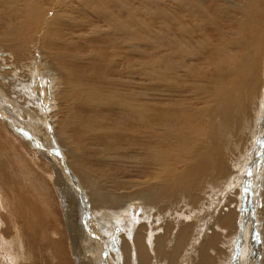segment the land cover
Masks as SVG:
<instances>
[{
    "label": "bare ground",
    "instance_id": "6f19581e",
    "mask_svg": "<svg viewBox=\"0 0 264 264\" xmlns=\"http://www.w3.org/2000/svg\"><path fill=\"white\" fill-rule=\"evenodd\" d=\"M151 5V0H0V81L18 104L0 91V149L8 151L0 154V166L12 163V147L28 158L21 162L42 168L27 172L40 187L47 172L64 225L58 230L60 220L50 219L49 210L45 226L54 223L53 234L66 236L76 264H227L245 209L228 202L216 207L217 215L212 209L209 232L203 226L207 206L222 195L215 192H229L234 177L241 180L240 154L264 133V0ZM75 12L82 17L69 25L66 18ZM62 19L67 23L60 30L55 25ZM41 80L54 84L47 108L62 114L60 138L68 145L54 149L53 158L42 154L38 164L27 150L35 144L33 135L17 127L16 119L22 117L19 102L40 113L39 94L47 86ZM68 85L80 100L65 99ZM10 107L15 115L4 118L2 108ZM36 146L45 147L41 141ZM61 152L69 161L65 170L54 161ZM139 166L145 169L133 171ZM12 174L0 172V252L17 236V258L10 264H23L27 240L34 237L24 230V218L28 224L38 220L40 198L27 175ZM96 224L113 247L105 260L100 237L93 243L88 234ZM0 264H8L1 255Z\"/></svg>",
    "mask_w": 264,
    "mask_h": 264
},
{
    "label": "rangeland",
    "instance_id": "374dc122",
    "mask_svg": "<svg viewBox=\"0 0 264 264\" xmlns=\"http://www.w3.org/2000/svg\"><path fill=\"white\" fill-rule=\"evenodd\" d=\"M151 1H152V5L151 6L153 8H157L158 5H159L160 0H151ZM261 1L262 0H258V4ZM147 4H148V1H147ZM154 6H157V7H154ZM81 14L82 13H78V12H75V13H73L71 15L69 14L68 16H71V18H66L68 20V24L72 25L73 24V22H72L73 19H76V18L77 19H79V18L81 19V17H82ZM139 17H140V14H139ZM63 18H65V17H63ZM47 20H49V18L45 19L46 22H48ZM225 21H226V18H225ZM63 22H64V19H62V23L61 24L57 23L55 26L57 28H59L60 30H62V28H64V26L67 23V22H64V23ZM154 22H153L154 25H156V26L159 25L158 20H156ZM157 23H158V25H157ZM44 26H46V25H44ZM211 26L212 25L208 21V27L211 30V33L213 35H216V33H215L216 26H213L212 28H211ZM226 26H227V24L224 23V26H222V29H225ZM229 26L231 28H234L235 27V23L232 22ZM135 58H136V60H138L140 62L144 61V60H147V59H142L140 57H135ZM263 61H264V58H263ZM125 65L126 66L130 65V62H125ZM77 67L81 68L80 65L77 66ZM67 72L70 74L71 79H74L77 76V74L74 73L73 68L69 69ZM127 75L128 74L124 72L123 76H127ZM209 75H211V71L209 72ZM41 82H44L43 85L47 83L46 84L47 86H45V88L43 89L44 91H42L39 94V97H40L39 99L42 100V102L44 101L43 105H42V108L44 107V110H45L47 116L45 115V118H44L43 113H42L43 109L41 108V106H39L40 109H41L40 113L38 111V114H37V113L33 112L32 110H30L26 105L23 107L21 102H19V107H21V109H23V111H22L23 120H22L21 116L19 118L17 117V119H16V126L20 127L23 131L33 135V139H34L33 142L35 141L36 145L41 141L42 145L45 146L44 149H42V148L37 147L34 144L33 146H29V148L27 149L33 155L34 163L37 161L38 164H40V160L39 159H40V156L42 154H44V155L48 154V157H52L51 154H54L56 152V151H54V149L59 148V150L63 151L64 148H63L62 144H65L60 138V133L62 132L61 127H60V124H61L60 123V119L62 117V114L59 113L57 109H55L52 112V110L49 111L48 108H47L48 107L47 104L50 103V101H49L50 96H51L50 95L51 94L50 87L54 86V84H52V82H50V84H51V86H50L49 83L46 82V80H41ZM0 83H1V81H0ZM0 85L3 86V87L0 86L1 89H2V90L0 89V91L2 93H5V95L7 93L6 96L8 97V100L10 102L12 101L14 103H15V101L17 102L16 96L14 97V95H12L13 96V100H12V96H11L10 91L7 90V88L2 83ZM45 89H46V91H45ZM261 90L263 91L262 88H261ZM8 92L10 94V97H9ZM66 95H67V98H65V99L80 100V98H81V96L76 93L75 88H73L71 85H68ZM263 98H264V96H263ZM42 102L41 103L39 102V105L42 104ZM15 104L18 105L17 103H15ZM14 107H15V105H14ZM36 108L38 109V107H36ZM15 109H17V108H15ZM263 109H264V103H263L262 110ZM13 110H14L13 107H10L8 109L2 108V112L1 113H2L4 118L8 117V116L10 117V116H14L15 115V113H12ZM36 118L40 119V121L37 122ZM43 118L45 120H42ZM129 121H131V120L129 119L128 122ZM125 122H127V121H125ZM0 129H1L0 133L3 134L2 131L4 132V130L2 128H0ZM20 136H21V138L24 139V136L21 133H20ZM2 137H3L4 142L7 144V142H8L7 139L8 138H6L5 135H2ZM255 139L256 140L252 144H249V146H248L249 148L246 146L247 150L246 149L244 150L246 152L243 151L244 153L240 154V155H242L240 157V159H242V162L240 163V165H242L243 163L244 164L239 169L238 172H239V175L240 174L242 175L244 172H245L246 175L243 174L241 176L242 177L241 180L238 181V183L236 182L238 180V177L237 178L234 177V179H237V180H233L234 182L232 181L233 184H231V186L233 187V189H231V190L229 189V192L228 191L227 192L224 191V189H220L219 191L215 192V194H218V195L222 194V195H220V197H218V198L216 197V195H214V198L212 199L211 203H213V201H215L216 199L217 200L213 204H210V205H212L211 207L207 206V208L209 209L208 210L209 213L207 214V216H209V214H210V216L209 217L206 216V220L205 221L208 222V223L205 222V224L208 225V226L207 227L205 225H204L205 227L203 226V228H204L203 232H205V231L209 232L210 231L209 230V224H211V222H212L211 219H213V217L218 214L219 209L225 207L228 202L230 203V202L236 200V201H238L237 202V206L240 209H242V210L245 209L244 211L246 213L244 212V217H242V213H240V215H239V218H241V220L243 218L242 222H244V223L241 222L242 227L240 228L241 231L238 234L239 238L238 237L235 238V242L236 243L234 242V245H233V247L234 248L236 247V248H235V250L232 248V250H231L232 251V257L230 258V261L227 262V264H231L233 261H235V262L232 263V264H264V211L262 212V210H264V133L263 134H261V133L258 134ZM50 142L53 145H50L49 144ZM254 143H256L255 146H254ZM65 145H68V144H65ZM11 151L13 152V153L10 152L12 154V156H10V157H12V159L10 160L12 163H10L9 166H8L7 162L5 163V164H7L6 165V169L8 167V171L6 169H4L3 166H0V172L4 171L5 174L8 173V172L9 173L12 172L13 174L15 173L14 174L15 177L17 175V176H21V178H22V175H18L20 173V171H21L23 174H25V176L27 175L26 176V178H28L27 184H30L28 186H31V187L34 186V187H32V191H34L35 189L36 190L39 189V190H37L38 192L36 190H35V192L37 194L39 193V195H38L39 197H36L38 201H39V198H40V203H39L40 205H38L39 212H37L40 215L38 217V220L35 221L33 219L34 221L31 224H28L27 223V217L24 218V222H23L24 230L26 232H28V234H31V233L34 232V235H31V236H34V237H31L32 241L27 240L25 254H24V256H25L24 259L25 260L23 261V264H31V262H33V264H54V263L56 264L57 263L56 262L57 259H58L59 264H76L75 263L76 261H74V256H73V254H71V245L67 243L66 236H64L62 233H60V234H62L61 236H60V234H58L59 236L53 234V229L55 228V224L54 223H53V226L51 228L48 227V226H45V221L44 220L46 219L45 217H47V215L49 214L48 213V212H50L49 210H51V211L53 210V212H54V213L50 212V214H49L50 219H52L54 221H56L57 219H58V221L60 220V223L57 224V229L58 230H62L63 225H64V223L62 221V219H63V213H62V209H61L62 207H60L61 205H59V201H58L56 193H55L56 189H55L54 185L47 178L48 177L47 176V172L43 171V175H42V178L44 179V182L46 184L43 183V187H40L41 186V184L39 183L40 181L39 180H35L37 177L35 176V178H32L30 173H27V172H29V171L30 172L31 171H42V168L39 167V169H37V166L36 165L33 166L31 164V161H30L29 164L28 163L25 164L26 162H28V160H27L28 158L25 156L24 153H23L24 155L22 154V152H23L22 149H21L22 152L20 151L21 154L19 153L18 155L14 153V148L12 149V147H11ZM35 151H37V154H35ZM4 152L8 153V151L0 149V154L2 153L1 154L2 157H3V155H6ZM61 154L62 155H59L54 161L56 162V164L59 167H62V169L65 170V167L67 165H69V161L67 159V156L64 154V152H61ZM22 156H24L26 158L25 159L26 161L22 159ZM17 157H19V158H17ZM244 160H245L246 163L244 162ZM21 161H24L25 163H23ZM20 162H21V165H23L24 167L20 165ZM235 165H238V164L236 163ZM244 165H245V167L247 166V168H248L247 171H246ZM93 168H98L97 164H95V166ZM23 169L26 171V173H24ZM144 169L145 168L139 166V167L134 168L133 171H142ZM240 171H242L243 173L240 172ZM4 178H6V177L4 176ZM71 178H73V177H71ZM73 179H71V183H74L72 181ZM239 182H241V183H239ZM19 184L20 185L23 184L26 187V185H25L26 183L25 182L23 183V182L20 181ZM44 186H45L46 189L44 188ZM240 186H241V188H240ZM232 187H230V188H232ZM27 189H29V188L27 187ZM40 191H42V192H40ZM231 191L234 194L233 193L230 194ZM234 191L235 192L237 191V193H235ZM240 191H241L242 194L240 193ZM8 192L13 193V191H8ZM224 192H225L226 195L223 194ZM249 192H251V193L248 195ZM42 193H44V194L42 195ZM239 194H240V196H239ZM44 195H45V197H43ZM232 195L234 196L233 197L234 200L232 198ZM223 196L225 198H223ZM229 196H230V198H229ZM45 198H47V199H45ZM231 198H232V200H231ZM257 198H258V200L256 201ZM26 199H29L28 196H26ZM43 199H44V201H43ZM221 199H223V200H221ZM29 200H31L34 203V201L32 199H29ZM41 200H42L43 204L41 203ZM218 200L222 201V203L219 202ZM45 201H47L48 203L45 202ZM44 202L47 203L48 205L47 204L45 205ZM215 203H217V205ZM253 203H255V205ZM258 203H259V205H258ZM219 204L220 205L222 204V205L220 206ZM47 206H49V207H47ZM216 207L217 208L219 207V209L217 210ZM239 208H238V210H240ZM44 209H46L48 211H45ZM212 209L216 210L217 212L212 211ZM250 209H251V211H250ZM242 210L239 211V212H242ZM51 213H53V214H51ZM252 214H253V217L251 219ZM254 214H255V216H254ZM44 215H46V216H44ZM66 218H67V215H66ZM207 219H209V220L207 221ZM248 219H250L251 222H249ZM241 220H239V221H241ZM91 222H93V221H91ZM96 226H97V228H93L92 227V230L90 228V230L88 231V234H90V238L94 237V240H93L94 242L92 241L93 243H95V240L99 239V237H100L101 242L103 243V245H102V243L100 241H98L99 245H102V248L105 247V249H106V251L103 250V252H102V255H103L102 258L105 260L106 259V253H108V254L111 253V251L109 249L112 246H109L111 243H110V241L109 242L107 241L106 234L102 231V229H99L98 224H96ZM3 227H4V224L0 221V233H1V230L3 229ZM10 230H11V228H10ZM118 230H119L118 236H121V234H123V232H124L122 226ZM243 234H245V236ZM113 242H114V240H113ZM241 242H242V244H241ZM256 244H257V247H256ZM95 246H97V245L95 244ZM99 248L101 249L100 246H99ZM16 251H17V236H14V242L11 245V247L7 251L0 252V255L2 256V258H3V260L5 262L10 264L13 261H15L16 258H17ZM30 251L32 252V255L34 254V258H35V259L33 258L32 261L29 260V256H31L29 254ZM103 253H105V254H103ZM56 256H57V259L56 260L53 259ZM244 257L247 258V259H245ZM108 258H109V256H108ZM254 258H256V259H254ZM109 259H111V262L114 259L113 252H112V254H111ZM112 264H114V262Z\"/></svg>",
    "mask_w": 264,
    "mask_h": 264
}]
</instances>
